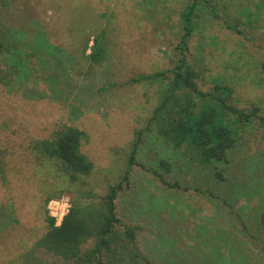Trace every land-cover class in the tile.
<instances>
[{
    "label": "rangeland",
    "instance_id": "374dc122",
    "mask_svg": "<svg viewBox=\"0 0 264 264\" xmlns=\"http://www.w3.org/2000/svg\"><path fill=\"white\" fill-rule=\"evenodd\" d=\"M10 1L0 5V40L12 50L20 42L18 51L32 56L14 61L10 52H0V264H75L38 245L47 218L59 226L72 206L100 207L122 181L139 137L116 213L138 229L140 251L156 264H200L203 249L204 262L212 264L216 244L217 263L264 264V0H211L187 53L201 92L213 93L217 81L234 90L237 107L260 108L231 163L220 165L241 176L225 183L228 192L218 189L215 195L211 183L193 189V170L202 168L187 164L183 154L170 173L157 163L161 144L152 117L172 74L133 80L169 71L179 61L180 14L191 0ZM102 30L106 59L94 64L88 57ZM48 44L64 51L68 63L57 69L41 59L39 53L49 61L57 56ZM64 126L86 133L81 151L93 163L90 175L73 180L55 161L34 153L33 142ZM156 172L181 186L170 188ZM235 213L249 220L252 238L242 236ZM211 231L222 232L218 243ZM233 237L244 240L234 244Z\"/></svg>",
    "mask_w": 264,
    "mask_h": 264
},
{
    "label": "trees",
    "instance_id": "16d2710c",
    "mask_svg": "<svg viewBox=\"0 0 264 264\" xmlns=\"http://www.w3.org/2000/svg\"><path fill=\"white\" fill-rule=\"evenodd\" d=\"M0 5L10 6L11 1L0 0ZM208 7H212L211 0H191L181 12L183 33L178 46L181 57L172 69L145 77L140 76L133 80L137 82L139 79L147 80L151 77L160 80L168 73L172 74L171 83L163 86L161 105L152 117V126L161 144V147L156 148L158 149L156 157L160 158L157 163L159 162L160 168L166 173H170L177 166L180 153L183 154L187 157L184 160H187V164L202 168L193 170L191 176L193 189L198 192L199 186L211 183L214 194V191L218 189L228 192L226 184L229 179L237 182L238 175L241 176V172L231 166L227 169L221 168L220 165L226 166L231 163L232 153L241 147L240 141L246 126L259 116L260 108L254 106L244 110L237 107L233 103L234 90L217 81H215L213 93L207 94L200 91L195 68L187 64L189 61L187 53L190 51L199 16ZM236 32L241 34L240 31L236 30ZM106 34V30H102L94 35L93 46L88 57V60L94 64L106 59ZM19 43L14 45L17 49L12 50V47L7 46L4 40H0V52L3 54L10 52L14 61L18 58L24 59L23 55L32 56V53L28 55L23 49L18 51L21 45ZM48 45L46 48L52 49L53 54L56 51L57 56L55 59L51 56L52 60L49 61L45 54L39 53L41 59L47 60L49 64L51 62L57 69L58 65H62L61 63L66 64L67 56L62 54L64 51L51 44ZM13 51L17 52L12 54ZM193 93L202 100L198 102L191 97ZM86 138V133L79 128L64 126L51 137L33 142L32 149L39 156L55 161L58 167H62L65 176L69 175L74 180L78 174L90 175L94 169L93 163L81 151L82 143ZM140 141L139 137L134 144L129 158V167L122 181L110 188L100 207L98 205L82 208L72 206L59 226L56 225L55 219L47 218L48 231L38 241L41 248L64 261H73L75 264H156L140 251L137 244L138 229L123 224L116 213L118 193L123 189V184L129 182L131 166L135 164ZM3 172V166L0 165V175L2 180H5ZM155 174L170 188L181 186L177 181L169 183L163 175L157 172ZM253 176L257 178L255 171ZM239 186H236V190ZM231 197L232 195H227L226 198ZM252 213L254 215L258 213L256 207L252 209ZM254 215L250 217L254 218ZM235 216L237 220L235 218L232 220L240 226L242 236L252 238L248 228L249 220H246L245 215L241 213H235ZM262 233L264 234V230L259 235H263ZM211 234L213 243L215 244L216 241L218 243L222 232L212 233L211 231ZM241 238L233 237L234 244ZM214 249L215 262L212 264H220L217 263V258L221 252L218 251L216 244ZM202 251L203 256L198 258L200 264H211L204 262L206 255L203 249ZM232 254L235 261L242 260L240 255Z\"/></svg>",
    "mask_w": 264,
    "mask_h": 264
}]
</instances>
